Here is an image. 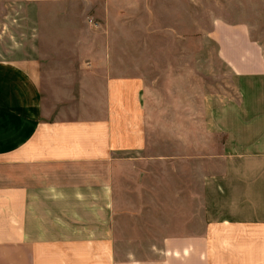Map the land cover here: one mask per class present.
Here are the masks:
<instances>
[{
  "label": "crops",
  "instance_id": "0c3cea01",
  "mask_svg": "<svg viewBox=\"0 0 264 264\" xmlns=\"http://www.w3.org/2000/svg\"><path fill=\"white\" fill-rule=\"evenodd\" d=\"M179 5L0 0V264H264V44Z\"/></svg>",
  "mask_w": 264,
  "mask_h": 264
},
{
  "label": "rangeland",
  "instance_id": "374dc122",
  "mask_svg": "<svg viewBox=\"0 0 264 264\" xmlns=\"http://www.w3.org/2000/svg\"><path fill=\"white\" fill-rule=\"evenodd\" d=\"M179 5L178 31L179 34L194 35V51L212 50L213 44L206 40L203 35L211 28L214 19L222 18L225 21H246L251 24L252 34L264 44V0H192L190 7ZM180 3V1H179ZM40 12H32V19L37 20ZM34 23V22H33ZM34 23V25H35ZM20 29L26 30V26ZM19 29V30H20ZM7 31V28H4ZM17 32L11 29L10 32L3 33L0 43V55L5 57L13 56L11 52L16 44H19L17 36L10 35ZM41 37H35V41Z\"/></svg>",
  "mask_w": 264,
  "mask_h": 264
}]
</instances>
